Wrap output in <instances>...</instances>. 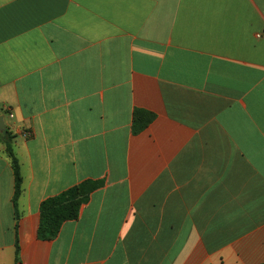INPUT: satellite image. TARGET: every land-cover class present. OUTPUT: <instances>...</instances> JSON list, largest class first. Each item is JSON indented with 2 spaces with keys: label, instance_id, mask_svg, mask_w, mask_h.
Segmentation results:
<instances>
[{
  "label": "crops",
  "instance_id": "obj_1",
  "mask_svg": "<svg viewBox=\"0 0 264 264\" xmlns=\"http://www.w3.org/2000/svg\"><path fill=\"white\" fill-rule=\"evenodd\" d=\"M0 116V264H264V0H0Z\"/></svg>",
  "mask_w": 264,
  "mask_h": 264
},
{
  "label": "trees",
  "instance_id": "obj_2",
  "mask_svg": "<svg viewBox=\"0 0 264 264\" xmlns=\"http://www.w3.org/2000/svg\"><path fill=\"white\" fill-rule=\"evenodd\" d=\"M153 119V115L137 110L135 112V123L133 131L135 134L142 132ZM14 136L6 130L0 135V143H4L6 151L12 160L15 176V192L13 204L16 217L18 218V200L22 192L23 179L21 169L13 151ZM99 187L98 183L85 182L60 193L57 196L47 198L40 207L41 220L38 228V238L40 240H52L58 236L64 223L76 220L79 217L82 205L88 200L92 191ZM20 261V246L16 242L15 263Z\"/></svg>",
  "mask_w": 264,
  "mask_h": 264
},
{
  "label": "water",
  "instance_id": "obj_3",
  "mask_svg": "<svg viewBox=\"0 0 264 264\" xmlns=\"http://www.w3.org/2000/svg\"><path fill=\"white\" fill-rule=\"evenodd\" d=\"M5 130H6V128H5V124H4V118H3V116H0V131L3 132Z\"/></svg>",
  "mask_w": 264,
  "mask_h": 264
},
{
  "label": "built area",
  "instance_id": "obj_4",
  "mask_svg": "<svg viewBox=\"0 0 264 264\" xmlns=\"http://www.w3.org/2000/svg\"><path fill=\"white\" fill-rule=\"evenodd\" d=\"M25 136L29 137V136H30V134H29V133H25Z\"/></svg>",
  "mask_w": 264,
  "mask_h": 264
}]
</instances>
